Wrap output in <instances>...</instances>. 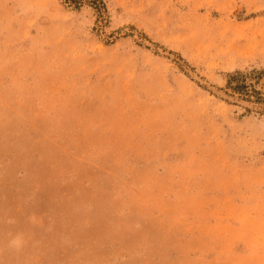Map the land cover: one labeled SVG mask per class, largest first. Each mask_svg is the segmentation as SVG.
I'll use <instances>...</instances> for the list:
<instances>
[{"label":"rangeland","instance_id":"1","mask_svg":"<svg viewBox=\"0 0 264 264\" xmlns=\"http://www.w3.org/2000/svg\"><path fill=\"white\" fill-rule=\"evenodd\" d=\"M0 264H264V0H0Z\"/></svg>","mask_w":264,"mask_h":264}]
</instances>
